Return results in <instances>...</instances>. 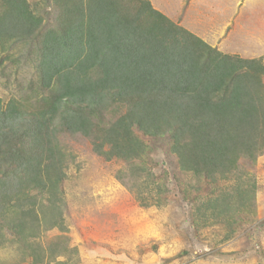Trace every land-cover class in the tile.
Returning a JSON list of instances; mask_svg holds the SVG:
<instances>
[{
  "label": "trees",
  "instance_id": "trees-1",
  "mask_svg": "<svg viewBox=\"0 0 264 264\" xmlns=\"http://www.w3.org/2000/svg\"><path fill=\"white\" fill-rule=\"evenodd\" d=\"M43 2L51 26L27 0H0V56L20 45L38 74L33 97L0 99V250L12 251L0 264L78 261L64 236L62 184L74 159L61 134L124 163L117 180L140 199L154 193L159 206L165 189L151 180L150 148L138 133L167 138L190 177L182 193L194 225L220 226L228 242L240 220L252 223L256 179L240 164L252 167L264 154L262 58L217 51L148 0ZM53 229L61 235L42 244Z\"/></svg>",
  "mask_w": 264,
  "mask_h": 264
},
{
  "label": "rangeland",
  "instance_id": "rangeland-1",
  "mask_svg": "<svg viewBox=\"0 0 264 264\" xmlns=\"http://www.w3.org/2000/svg\"><path fill=\"white\" fill-rule=\"evenodd\" d=\"M27 1L44 15L47 25L53 24V10H42L44 0ZM148 1L174 23L193 30L198 27L195 17L199 21L195 14L202 20L207 14V9L197 8L201 13L190 15L197 10L189 7L190 0ZM243 7L246 15L254 18L252 28L257 27V45L244 43L240 50L244 52L242 58L257 56L264 61V0H245ZM203 29L206 30L205 23ZM24 53L25 48L19 45L12 48L11 58L6 59V54L0 56L3 103L34 95L29 86L38 81L36 63ZM113 115L107 114L106 118ZM138 135L150 148L145 162L152 173L151 180L165 189L159 198L160 206L155 204L154 193L152 198L145 193V198L140 199L137 189L129 190V183L124 186L117 180L119 171L127 173L124 163L104 161L92 151L90 141L80 135L59 137L61 146L74 159L66 169L62 192L67 228L64 236L70 247L77 250L73 257L78 259L76 264H264V154L252 167L240 164L256 179V218L252 223L240 220L234 237L222 242L226 233L222 227L200 229L194 225L193 208L182 193L190 177L179 172L176 158L169 152L168 139ZM128 180L125 177V182ZM204 189L202 194L207 190ZM146 202L150 206H142ZM59 235L53 229L43 233L40 241L46 245ZM7 236L12 238L9 233ZM11 253L7 248L0 250V260L11 259Z\"/></svg>",
  "mask_w": 264,
  "mask_h": 264
},
{
  "label": "crops",
  "instance_id": "crops-1",
  "mask_svg": "<svg viewBox=\"0 0 264 264\" xmlns=\"http://www.w3.org/2000/svg\"><path fill=\"white\" fill-rule=\"evenodd\" d=\"M244 1L245 0H190L189 7L192 6L191 9L193 6L196 9H207V14H211L212 17L210 18V16L205 13L206 17L202 20L200 19L201 17H199L200 15L198 16V14H195L199 18V21H197L195 17V23L200 27V29L197 27V30L187 28L184 24H177L217 51L226 55L239 56L242 58L244 52L240 50L241 47L244 46V43L250 42L257 45V27L254 26V28H252L253 25H255L253 22L254 18L246 15V10L243 7ZM198 9L189 12L190 15H194V12L201 13ZM158 11L162 13L160 10ZM204 23L206 30L203 29ZM246 23H252V26L248 25L247 27ZM245 32H248V36ZM244 59H257V56ZM117 264L127 263L123 262Z\"/></svg>",
  "mask_w": 264,
  "mask_h": 264
}]
</instances>
